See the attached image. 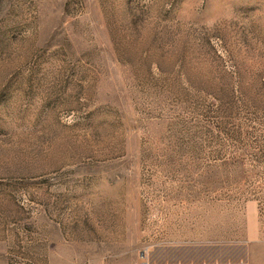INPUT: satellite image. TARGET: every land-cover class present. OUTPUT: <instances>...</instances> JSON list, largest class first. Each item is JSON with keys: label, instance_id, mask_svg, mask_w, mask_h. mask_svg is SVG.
I'll return each mask as SVG.
<instances>
[{"label": "rangeland", "instance_id": "rangeland-1", "mask_svg": "<svg viewBox=\"0 0 264 264\" xmlns=\"http://www.w3.org/2000/svg\"><path fill=\"white\" fill-rule=\"evenodd\" d=\"M226 190L264 223V0H0V264H150Z\"/></svg>", "mask_w": 264, "mask_h": 264}, {"label": "crops", "instance_id": "crops-1", "mask_svg": "<svg viewBox=\"0 0 264 264\" xmlns=\"http://www.w3.org/2000/svg\"><path fill=\"white\" fill-rule=\"evenodd\" d=\"M201 201L176 217L165 216L150 264H264V223L254 200L233 197ZM182 224L171 230V225Z\"/></svg>", "mask_w": 264, "mask_h": 264}, {"label": "built area", "instance_id": "built-area-1", "mask_svg": "<svg viewBox=\"0 0 264 264\" xmlns=\"http://www.w3.org/2000/svg\"><path fill=\"white\" fill-rule=\"evenodd\" d=\"M142 264H148V262H146L145 260L142 262Z\"/></svg>", "mask_w": 264, "mask_h": 264}]
</instances>
